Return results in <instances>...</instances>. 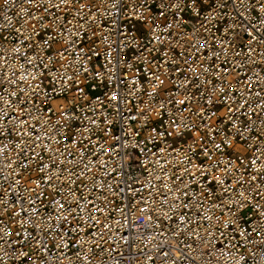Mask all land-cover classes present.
I'll list each match as a JSON object with an SVG mask.
<instances>
[{"label":"built area","instance_id":"built-area-1","mask_svg":"<svg viewBox=\"0 0 264 264\" xmlns=\"http://www.w3.org/2000/svg\"><path fill=\"white\" fill-rule=\"evenodd\" d=\"M0 264H264V0H0Z\"/></svg>","mask_w":264,"mask_h":264},{"label":"snow or ice","instance_id":"snow-or-ice-1","mask_svg":"<svg viewBox=\"0 0 264 264\" xmlns=\"http://www.w3.org/2000/svg\"><path fill=\"white\" fill-rule=\"evenodd\" d=\"M113 99H116V97L114 96ZM61 207H63V205H61Z\"/></svg>","mask_w":264,"mask_h":264}]
</instances>
